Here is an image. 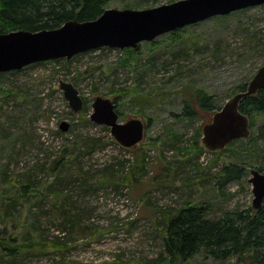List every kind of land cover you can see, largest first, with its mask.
<instances>
[{"label":"rangeland","instance_id":"374dc122","mask_svg":"<svg viewBox=\"0 0 264 264\" xmlns=\"http://www.w3.org/2000/svg\"><path fill=\"white\" fill-rule=\"evenodd\" d=\"M106 1L107 9L144 10L179 0ZM90 52L71 59L70 70L59 60L0 73V237L26 246L32 240L21 250L18 264H163L167 233L160 223L162 210L176 216L188 204H206L215 219L256 211L250 179L253 170L264 173V138L258 134L264 116L253 118L249 137L216 152L205 148L203 129L264 67V5L187 26L176 36L144 42L138 50ZM61 81L74 84L89 112L71 108ZM187 87L212 96L216 109L194 105L195 117H176L190 98ZM98 96L114 101L120 122L142 120L144 140L128 150L108 126L92 122ZM63 122L70 124L67 132L60 128ZM82 135L101 137L100 148L80 149ZM64 154L67 176L61 179L71 183L55 199L48 191L60 190L58 175L50 169ZM114 162H124L128 176L135 172L133 187L123 183L121 174L117 189L98 183ZM231 165L244 168L245 176L223 187L218 174ZM79 178L86 179L83 187ZM25 185L33 188L20 198ZM72 202L97 233L61 230L63 212ZM57 236L58 247L52 243ZM41 241L44 245L37 243ZM179 264L244 263L238 256L216 260L200 253Z\"/></svg>","mask_w":264,"mask_h":264},{"label":"trees","instance_id":"16d2710c","mask_svg":"<svg viewBox=\"0 0 264 264\" xmlns=\"http://www.w3.org/2000/svg\"><path fill=\"white\" fill-rule=\"evenodd\" d=\"M106 0H0V34H7L10 32L27 30V31H40L52 30L63 26L65 23L73 20L80 22L92 21L97 19L107 9ZM233 14V13H232ZM227 18V16H217ZM182 29H177L171 32L176 36ZM101 49H107L106 47ZM91 53L86 52L83 54ZM79 54L75 57H78ZM74 57V58H75ZM73 59V58H72ZM65 60L70 70L71 60ZM59 60H51L58 62ZM44 62L32 64H43ZM21 70L12 71L10 73H19ZM3 74V73H1ZM0 74V75H1ZM248 83L242 85L239 89L241 92L247 91ZM189 99L185 98L184 109L182 114L176 117L193 118L196 115L195 107L199 106L207 111H213L216 107L212 104L213 97L205 93L203 90L187 87L186 88ZM187 95V94H186ZM89 103L84 99L83 114L89 112ZM221 109V107L219 108ZM240 111L250 118V125L254 126L253 118L257 115L264 116V89H261L255 96L248 97L241 102ZM89 122V120H85ZM258 134L264 138V126L258 128ZM200 135L197 134L196 144L199 142ZM252 138V136L250 137ZM81 144L79 148H87L90 152L97 151L99 142L102 138L99 136H80ZM178 141V138H177ZM239 141V140H238ZM236 142V141H235ZM235 142L231 143L232 146ZM104 148V147H103ZM101 148V149H103ZM130 150V148H127ZM68 151V150H66ZM67 155H61L55 159L51 165V173L58 175L56 181L60 188L59 191H53L49 188L48 194L54 195L55 199L59 198L62 194V187L67 189L68 184L64 182L66 168L63 166L67 163ZM145 165L144 159L140 163V170H143ZM63 168V169H61ZM61 169V170H60ZM81 169V168H80ZM103 176L98 177V183L106 188L112 187L117 189V174H121L124 184H130L131 187L137 183L135 172L130 171L128 176L125 163H112L104 168ZM134 170V169H133ZM81 172V170H80ZM71 175V174H70ZM125 175V176H124ZM67 176V175H66ZM245 176L244 168L231 165L226 166L218 174L221 186H226L234 180H242ZM81 180L80 178L78 179ZM77 180V181H78ZM83 180H81L80 187H83ZM76 181V179H74ZM83 181V182H82ZM76 185V183H75ZM32 185H25L19 192L20 198L25 197L29 192ZM29 189V190H28ZM84 188H82V192ZM90 189V188H89ZM85 191H88L85 189ZM14 201V200H13ZM17 205L12 202L11 206ZM71 209L63 212V220L61 221L62 231L68 233H78L86 235L88 232L97 233L96 228L86 226V220L78 211L75 204L70 203ZM11 206H7V210ZM55 208V206H53ZM9 213V211H7ZM208 205H186L183 209L177 212V215L168 214L162 210L160 216V223L165 229L167 236L164 237L165 258L163 264H179L183 261H188L198 254L202 253L206 257L216 260L229 259L238 256L244 264H264V206L261 210L255 212L240 211L238 213L229 212L223 218L215 219L210 216ZM60 237H55L52 243L55 246L61 245ZM45 239L44 241H46ZM32 240H27V246L21 244L18 239L0 237V264H18L17 260L20 258L24 248L32 245ZM44 241L37 242L44 245ZM20 246L21 248L17 247ZM210 253V254H209ZM163 258V256H161ZM7 258V261L5 260Z\"/></svg>","mask_w":264,"mask_h":264},{"label":"water","instance_id":"95a60500","mask_svg":"<svg viewBox=\"0 0 264 264\" xmlns=\"http://www.w3.org/2000/svg\"><path fill=\"white\" fill-rule=\"evenodd\" d=\"M264 5V0H179L144 10L106 9L92 21L73 20L52 30H20L0 34V73L21 70L32 64L51 60H71L79 54L101 48L135 49L144 42L177 29L227 16L244 9ZM61 89L75 112H81L84 100L74 84L61 81ZM264 89V67H261L248 85L247 91L238 93L214 115L213 121L203 129V144L216 152L230 143L250 136V118L240 111L241 102ZM91 121L111 129L115 140L125 148H132L145 137V124L140 119L120 122L113 100L98 96L93 103ZM62 131L70 124L63 122ZM253 208L264 206V173L252 171Z\"/></svg>","mask_w":264,"mask_h":264},{"label":"bare ground","instance_id":"6f19581e","mask_svg":"<svg viewBox=\"0 0 264 264\" xmlns=\"http://www.w3.org/2000/svg\"><path fill=\"white\" fill-rule=\"evenodd\" d=\"M225 155V154H224ZM179 210V209H178ZM51 246V245H50ZM210 254V253H209Z\"/></svg>","mask_w":264,"mask_h":264}]
</instances>
